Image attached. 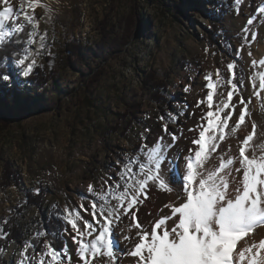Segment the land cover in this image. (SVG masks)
I'll use <instances>...</instances> for the list:
<instances>
[{"label": "rangeland", "instance_id": "rangeland-1", "mask_svg": "<svg viewBox=\"0 0 264 264\" xmlns=\"http://www.w3.org/2000/svg\"><path fill=\"white\" fill-rule=\"evenodd\" d=\"M72 1L44 0V5L35 10L38 31L47 35L46 48L36 57L38 65L46 64L49 51L51 57L55 56L49 83L40 86L30 80L25 85L17 79L13 84H0V91L15 85L28 106L22 113L0 110L10 119L7 126L0 122V223L21 202L18 188L4 185L7 172L16 174L22 188H39L46 194L41 207L31 206L20 216V239L9 243L3 264H10L6 256L10 245L22 248L23 242L30 239L25 234L29 226H33L34 235L55 218V212L66 205H78L88 183L98 187L100 177L110 171V166L137 148L146 127L152 129L150 138L160 135L158 117L169 108L178 111L175 101L187 99L193 106L197 98H202L204 94L193 85L210 68L213 73L221 69L225 82L218 87L215 101L224 99L229 90L226 65L236 59L241 29L255 9L264 5V0H243L237 14L233 0ZM68 4H72L70 15L65 10ZM199 20H205L206 25ZM263 26L260 19L252 26L256 39L246 45L237 60L245 97L252 94L249 77L253 73L247 51L258 49L255 47L261 42ZM103 27L116 39L123 37L124 27L128 35L132 33L124 51L115 50L108 59L101 56L90 64L77 59L71 65L64 64L66 44L93 46L102 39ZM35 47L39 48V41ZM87 73L97 80H90ZM151 75L158 82H152ZM189 78L193 87L185 97L179 91ZM204 84L203 78V88ZM155 91L157 99L151 95ZM49 102L55 106L44 110ZM255 102L254 98L249 106L250 117L256 118L258 131H264V106ZM183 119L193 125L197 116H181L180 121ZM169 127L176 129L178 125L171 123ZM236 137V133L226 130L220 150L229 145L234 148ZM232 138L234 142H230ZM168 139L165 137L166 142ZM262 142L264 138L256 139L257 144ZM214 159H219V153L213 154L208 167ZM63 240L71 248L70 239Z\"/></svg>", "mask_w": 264, "mask_h": 264}, {"label": "snow or ice", "instance_id": "snow-or-ice-1", "mask_svg": "<svg viewBox=\"0 0 264 264\" xmlns=\"http://www.w3.org/2000/svg\"><path fill=\"white\" fill-rule=\"evenodd\" d=\"M233 3L239 14L243 0ZM43 5L44 0H0V84L20 79L27 85L39 66L36 57L43 54L47 35L38 31L35 10ZM258 19L264 23V5L241 29L236 59L226 65L229 90L224 99L214 102L216 89L225 82L221 69L205 73L206 94L194 108L187 99L175 101L178 111L169 108L158 117L160 135L150 138L152 129L146 127L137 148L111 165L98 187L88 183L78 205L54 213L65 225L62 231L37 230L11 264H264V235L258 236L264 229V142L256 143L264 131L250 121L251 130L238 141L236 155L220 150L226 130L235 134L249 122L253 99L264 106V70H259L264 58L251 59L249 97L237 75V60L256 39L252 26ZM192 87L189 78L183 85L185 97ZM181 116H197L196 124L185 128ZM171 123L178 127L170 129ZM185 132L192 134L190 146L181 149L179 141L189 139ZM231 150L229 145L227 152ZM214 153H219V164L208 167ZM34 192L39 195L40 189ZM153 192L171 195L159 206V215L147 212L141 219ZM8 223L5 219L0 225L5 241ZM64 238L70 239L71 248Z\"/></svg>", "mask_w": 264, "mask_h": 264}, {"label": "trees", "instance_id": "trees-1", "mask_svg": "<svg viewBox=\"0 0 264 264\" xmlns=\"http://www.w3.org/2000/svg\"><path fill=\"white\" fill-rule=\"evenodd\" d=\"M136 12V10H135ZM130 20V25H131V19ZM135 21V20H133ZM137 21V20H136ZM139 21V20H138ZM128 25V28L130 27ZM106 27H103L102 30V39L98 41L95 45H82L79 43L71 42L66 44L63 53L66 54V56H62V60L64 61V64L66 65H71L73 62V59H77L78 61L83 62L86 60L89 64L93 60H96L99 57H103V59H108L110 55L114 53L115 50H120L124 51L126 44L129 42V38L131 37L132 33L128 35L126 28L124 27V35L121 37V39H116L113 35L112 32L106 31ZM27 31V30H26ZM126 31V33H125ZM128 35V36H127ZM118 36V35H117ZM119 37V36H118ZM21 39H26V35L22 36ZM118 44L115 48L114 44ZM11 47H9V50H11ZM108 50V51H106ZM55 57V56H54ZM54 57H46V64L45 65H40L36 68L35 73L30 77V80L33 82H36L40 86H44L47 83H49L50 79L52 76L50 75L52 73V65L54 62ZM90 60V61H89ZM90 73L86 74V77L90 79ZM95 75V74H94ZM96 75H99L96 74ZM95 75V76H96ZM97 77V76H96ZM92 78V77H91ZM152 82L156 81L158 82V79L155 77H152L151 75ZM92 80V79H90ZM97 79H93L92 81H96ZM148 82V81H147ZM147 84V83H146ZM154 98H159V94L157 91L154 93H151ZM158 95V96H157ZM14 105L16 107L14 108ZM53 104L52 103H45L44 104V110H47L49 107H51ZM55 106V105H53ZM5 109L9 113H13L14 110L17 111V113H22L25 112L28 109L27 105H24L22 102L21 95L17 92V87L11 86L9 89L6 88H1L0 91V110ZM30 109V108H29ZM130 115H134L131 113ZM0 122L7 126L8 123H10V119L7 117V114L0 112ZM4 185H14L15 187L18 188L21 194V202L18 204L19 206L15 207V210L13 211V214L7 218L9 223L4 226L6 231L10 233V236L7 241L0 239V246H4L5 250L7 249L8 245L10 242L17 241L20 239L21 233H20V228H19V221H20V216H22L23 213L26 212L31 206H39L41 207L44 198H45V192L43 189H40V194L36 195L33 188H22L21 183L18 180V177L16 176L15 173L12 172H7L6 175H4ZM0 225H2L0 223ZM47 229L49 231H62L63 224L59 219L53 218L52 221L46 225ZM51 237H49L50 239ZM64 242V240L62 241ZM61 245V240H57V246ZM3 254H0V264H3Z\"/></svg>", "mask_w": 264, "mask_h": 264}, {"label": "bare ground", "instance_id": "bare-ground-1", "mask_svg": "<svg viewBox=\"0 0 264 264\" xmlns=\"http://www.w3.org/2000/svg\"><path fill=\"white\" fill-rule=\"evenodd\" d=\"M71 6H72V4H68L66 6V8H65L67 15H70V13H71ZM199 21H201L203 23V25H206V21L205 20H199ZM260 38H261V42L256 44V47H255L256 49L257 48L258 49L257 50H253V51L252 50H248L247 51V56H248V52L249 51H251V53H252L251 57L248 56L250 60L251 59H256L258 61V60L264 58V26L260 30ZM211 70H212V68L208 69V72L211 71ZM261 70H264V69H261ZM202 80H203V77H200L198 79V81H197V85L196 86L193 85V86H194V89H196V90L198 89L199 90L200 94H202V95L204 94L205 95L206 92H205L203 86L201 85V81ZM179 92H180V95L183 96V94H184L183 90H181ZM217 92H218V88L216 89V96H217ZM216 96L214 97V102H216L215 101ZM225 97H226V95H225ZM255 103L257 105L258 104V100H256ZM192 104H193V108H194L195 103H192ZM197 110H198L197 114H199L200 110L199 109H197ZM248 121H249V123L246 126L241 127V129H239L237 131L236 135H237L238 138L237 137H236L237 139L235 138L237 143H233L234 148H232L231 152H227L228 146L224 147L223 150L226 153V155H236L237 154L238 141L243 138V135H245L247 133V131L251 130L250 129V121H255V123H257L256 122V118L254 116H251ZM182 123L185 126V128L193 127L195 125V124H193V125L190 124L185 119L182 120ZM191 135H192L191 133L187 132V134H185V137H188L189 139L182 138L179 141V147L181 149H186L187 147L190 146ZM230 142H234V139L232 138V141H230ZM218 164H219V159H214L212 165L211 166L209 165V167L218 166ZM168 175L171 176V173H168ZM172 179L175 182V177L174 176L172 177ZM170 195L171 194H164V193L157 194V193L153 192L150 200L145 203L144 207L141 210V219L144 218V214L147 213V212H151L154 215H159V211H158L159 206H162V204L164 202H166L170 198ZM32 227H33L32 225L29 226V228H27V230L25 231L26 236L29 237V238H31L33 236V233H34ZM260 235H264V229H260L258 231V236H260ZM20 249H21V247L16 246L15 244L10 245V247H9L7 253H6V256H7L8 260H9L10 264H11V262L14 259H18V255H19V250Z\"/></svg>", "mask_w": 264, "mask_h": 264}]
</instances>
